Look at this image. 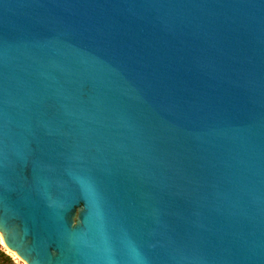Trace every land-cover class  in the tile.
<instances>
[{
    "label": "water",
    "instance_id": "obj_1",
    "mask_svg": "<svg viewBox=\"0 0 264 264\" xmlns=\"http://www.w3.org/2000/svg\"><path fill=\"white\" fill-rule=\"evenodd\" d=\"M0 240L264 264V0H0Z\"/></svg>",
    "mask_w": 264,
    "mask_h": 264
},
{
    "label": "trees",
    "instance_id": "obj_2",
    "mask_svg": "<svg viewBox=\"0 0 264 264\" xmlns=\"http://www.w3.org/2000/svg\"><path fill=\"white\" fill-rule=\"evenodd\" d=\"M0 264H24L17 260L12 254L8 253L5 248L0 245Z\"/></svg>",
    "mask_w": 264,
    "mask_h": 264
},
{
    "label": "rangeland",
    "instance_id": "obj_3",
    "mask_svg": "<svg viewBox=\"0 0 264 264\" xmlns=\"http://www.w3.org/2000/svg\"><path fill=\"white\" fill-rule=\"evenodd\" d=\"M0 245L2 246L1 240H0ZM3 247V246H2ZM4 248V247H3ZM7 250V249H6ZM11 253V252H10ZM12 254V253H11ZM14 256V255H13ZM17 260L21 261L19 258H17L16 256H14Z\"/></svg>",
    "mask_w": 264,
    "mask_h": 264
},
{
    "label": "bare ground",
    "instance_id": "obj_4",
    "mask_svg": "<svg viewBox=\"0 0 264 264\" xmlns=\"http://www.w3.org/2000/svg\"><path fill=\"white\" fill-rule=\"evenodd\" d=\"M13 255V254H12ZM15 256V255H14Z\"/></svg>",
    "mask_w": 264,
    "mask_h": 264
}]
</instances>
